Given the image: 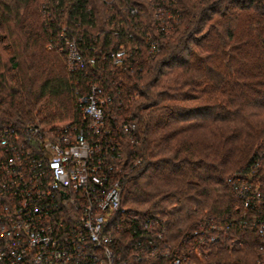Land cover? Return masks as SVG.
I'll return each mask as SVG.
<instances>
[{"label":"trees","instance_id":"1","mask_svg":"<svg viewBox=\"0 0 264 264\" xmlns=\"http://www.w3.org/2000/svg\"><path fill=\"white\" fill-rule=\"evenodd\" d=\"M61 29L95 56L92 69L69 72L48 49ZM0 46L1 122L53 131L80 119L84 82L105 88L112 127L136 126L111 173L122 204L161 215L176 251L199 223L239 214L231 175H264V0H0ZM263 254L252 230L233 228L198 264H264Z\"/></svg>","mask_w":264,"mask_h":264},{"label":"built area","instance_id":"2","mask_svg":"<svg viewBox=\"0 0 264 264\" xmlns=\"http://www.w3.org/2000/svg\"><path fill=\"white\" fill-rule=\"evenodd\" d=\"M47 47L65 54L69 72H87L96 63L63 29ZM159 51L151 42L149 52ZM124 56L121 45L110 53L111 64L119 66ZM75 94L80 119L56 130L0 121V264H198L233 228L252 230L264 251V175H231L239 214L199 223L184 239L186 253L176 251L164 218L128 210L111 175L118 139L126 134L133 142L135 124L112 127L109 97L97 81L88 79Z\"/></svg>","mask_w":264,"mask_h":264},{"label":"rangeland","instance_id":"3","mask_svg":"<svg viewBox=\"0 0 264 264\" xmlns=\"http://www.w3.org/2000/svg\"><path fill=\"white\" fill-rule=\"evenodd\" d=\"M0 47H1V46H0ZM4 51H5V49L2 51V57H3V58H6V53H5ZM6 51H7V52H10L9 49H8V50L6 49ZM68 120H70V118H69ZM65 123H67V122H65ZM62 125H63V124H62ZM60 126H61V125H60ZM237 172H240V171H237ZM227 182H228V180H227ZM228 184H230V183L228 182ZM230 187H231V186H230ZM181 222L186 223V222H184V221H181ZM181 224H182V223H181ZM177 227H178V226H177ZM177 227H176V228H177ZM259 252L262 253V254L264 253V251H260V250H259ZM263 255H264V254H263Z\"/></svg>","mask_w":264,"mask_h":264}]
</instances>
